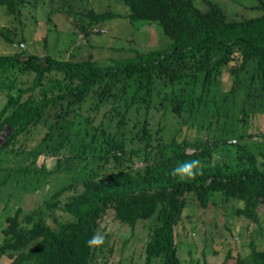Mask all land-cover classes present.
Wrapping results in <instances>:
<instances>
[{
	"label": "trees",
	"instance_id": "obj_1",
	"mask_svg": "<svg viewBox=\"0 0 264 264\" xmlns=\"http://www.w3.org/2000/svg\"><path fill=\"white\" fill-rule=\"evenodd\" d=\"M119 1L133 24L162 25L171 45L131 49L129 59L105 66L24 50L0 55V138L7 134L0 156L22 155L36 165L42 155H59L56 146L66 132L62 148L77 151L62 156L81 166L72 183L37 209L19 208L6 218L0 259L8 264H101L108 240L91 248L87 241L102 232L110 214L131 230L149 223L144 264H182L176 228L191 197L204 209L216 199L237 202L236 215L259 221L264 130H252L264 116V0L254 7L262 15L243 20L230 19L211 0H205L207 10L195 0ZM38 2L0 0V5L7 15L20 16L23 7ZM83 16L89 22L82 18L79 29L86 37L122 17L94 10ZM0 35L14 42L7 30ZM225 73L232 85L216 95ZM212 105L203 136L178 135L181 129L169 140L162 134L161 118L171 114L183 125ZM155 113H162L156 123ZM38 129L42 139L27 148ZM189 160L201 162L202 174L183 181L173 177L172 170ZM27 172L31 168L18 171ZM38 172L41 179L58 171ZM232 255L225 263L235 258L237 264H264V250L254 240L248 255Z\"/></svg>",
	"mask_w": 264,
	"mask_h": 264
},
{
	"label": "rangeland",
	"instance_id": "obj_2",
	"mask_svg": "<svg viewBox=\"0 0 264 264\" xmlns=\"http://www.w3.org/2000/svg\"><path fill=\"white\" fill-rule=\"evenodd\" d=\"M40 0L37 7L30 5L23 7L20 16H9L6 7L0 5V30H7L14 39L13 43L0 35V55H10L24 50L26 55L45 56L52 55L57 59L85 61L93 59L100 65H110L117 61L129 59L130 50L138 49L149 52L157 49H165L171 45L169 38L159 23L138 22L132 23L126 18L129 8L119 0ZM221 6L230 19L243 20L259 17L262 12L254 9L258 5L257 0H211ZM195 4L202 10L209 9L205 0H195ZM64 9L68 13H61ZM89 10L97 13L111 11L122 17L109 19L86 37L79 29L83 20L89 22L83 16ZM95 29V30H94ZM26 41H25V40ZM25 48L21 49L20 44ZM32 78H28L27 85ZM232 85V79L225 73L222 79L221 91H228ZM219 97V96H218ZM4 101L0 99V109ZM213 105L203 109L202 114L193 118L186 124L179 123L173 115L169 114L161 118L166 126L163 135L167 140L172 138L178 129L181 136H203L201 126L206 122L207 114H212ZM162 113H155V122ZM264 116L256 120V126L252 130L258 132L264 130ZM131 126V125H130ZM129 127L128 129H130ZM36 130L28 137L27 148L38 144L42 139ZM203 132V133H202ZM40 136V137H39ZM66 132L58 140L56 146L57 156L42 155L36 165L25 156L2 155L0 156V232L6 225V218L22 208L25 212L37 209L44 201L49 200L55 192L72 183L76 177L77 164L67 161V154L77 151L76 147L62 148L66 139ZM7 139V134L2 133L0 146ZM27 139V138H26ZM59 161L62 162L58 168ZM141 164H137L140 166ZM45 169L57 173L45 175L37 179L38 171ZM76 167V168H75ZM20 168H31L26 175L18 173ZM38 172V173H37ZM37 173V174H36ZM6 180L7 183L5 182ZM21 186V187H19ZM237 202L212 200L208 208L197 205L191 197L185 208L183 218L176 228L177 241L180 242V258L182 264H237L235 258L226 261V256L232 251V256L238 254L246 256L250 253V243L254 240L259 249L264 250V205H261L258 214V222H248L245 218L234 213L233 207ZM54 225V224H53ZM101 236L108 240L104 247V253L100 257L101 264H144L145 246L149 240V223L141 222L135 230L116 221L110 214L102 224ZM182 243V244H181ZM0 264H8L5 259H0Z\"/></svg>",
	"mask_w": 264,
	"mask_h": 264
},
{
	"label": "clouds",
	"instance_id": "obj_3",
	"mask_svg": "<svg viewBox=\"0 0 264 264\" xmlns=\"http://www.w3.org/2000/svg\"><path fill=\"white\" fill-rule=\"evenodd\" d=\"M173 177H177L180 180L194 179L197 175L202 174L201 162L199 160H189L182 162L177 165L172 173ZM104 243V237L99 234V232L94 233V235L87 241L88 246L91 248L93 246L99 247Z\"/></svg>",
	"mask_w": 264,
	"mask_h": 264
},
{
	"label": "built area",
	"instance_id": "obj_4",
	"mask_svg": "<svg viewBox=\"0 0 264 264\" xmlns=\"http://www.w3.org/2000/svg\"><path fill=\"white\" fill-rule=\"evenodd\" d=\"M20 48L24 49L25 48V44L24 43L20 44Z\"/></svg>",
	"mask_w": 264,
	"mask_h": 264
}]
</instances>
